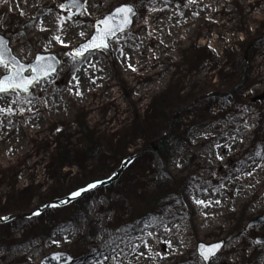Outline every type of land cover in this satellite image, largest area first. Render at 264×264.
<instances>
[{
    "label": "rangeland",
    "instance_id": "1",
    "mask_svg": "<svg viewBox=\"0 0 264 264\" xmlns=\"http://www.w3.org/2000/svg\"><path fill=\"white\" fill-rule=\"evenodd\" d=\"M66 1L21 0L25 15L14 4L0 3V32L21 61L55 54L63 63L31 94L0 95V106L14 110L0 113V218L31 213L61 190L50 144L59 139L75 151L81 139L79 130L64 133L66 128L85 125L97 138L130 129L135 141L129 153L140 163L118 183L68 207L0 225V264H40L62 252L74 264H135L128 259L148 247L152 258L143 264H155L165 254L164 242L176 238L186 240L184 251L156 264H205L200 243H223L211 264H264V245L258 243L264 224L247 230L264 217V0H81L82 15L68 19L62 33L61 17L75 11L60 9ZM125 3L138 17L112 43L111 54L98 51L73 61L65 55L70 49L54 40L60 35L76 48L92 36L95 22ZM5 74L0 65V77ZM208 90L224 97L193 106L194 96ZM136 115L142 124L133 127ZM166 126L171 135L178 133L180 144L169 141L164 166L150 144ZM104 150L99 146L88 155L86 172L63 169L66 185L103 167L113 176L121 165ZM174 185V193L168 192ZM152 195L158 205L147 212ZM219 204L222 209L210 213L209 206Z\"/></svg>",
    "mask_w": 264,
    "mask_h": 264
},
{
    "label": "snow or ice",
    "instance_id": "2",
    "mask_svg": "<svg viewBox=\"0 0 264 264\" xmlns=\"http://www.w3.org/2000/svg\"><path fill=\"white\" fill-rule=\"evenodd\" d=\"M198 0H189L190 4L197 3ZM0 3L4 5H15V9L20 12V15H25L24 8L21 7V0H0ZM23 3L26 5L27 0H23ZM73 6L76 7H83L79 0H71ZM60 9L63 11L68 10V5L60 4ZM206 7H211V5H207ZM137 10L133 7L130 3H125L123 6L118 7L115 9V13L109 15L107 18L100 20L97 25H95L96 33L95 35L87 40V42L81 44L78 48H71L70 44L67 43L64 39L61 38L60 35L54 37V40L58 42L63 48H69L70 50L65 53L68 57H70L73 61L79 59L81 61L87 59V55L90 54L92 51H107L111 47V40H119L118 33L127 31L132 23L133 17L136 15ZM199 15V13H196ZM71 17H61V23L59 24V30L63 33L64 31V24L67 22L68 19ZM211 19V17H209ZM43 24V22H40ZM0 25H3V20L0 19ZM41 31H47L46 28L41 27ZM81 36H84V32H80ZM211 47V45H208ZM46 50V49H45ZM11 50L8 48L7 41L4 39L3 36H0V65L4 72L7 74L0 79V95H8V94H16L18 92L30 93L31 89L34 87H39L41 80L48 79L52 77L56 73L55 68V56H44L41 55L38 57V60L35 65H32L27 68L24 64H22L19 60L16 59L15 56L8 57L5 55L6 52H10ZM121 55L124 54L123 49H119ZM215 51V49H213ZM126 60L129 61L127 63V67L130 68L132 71H136L137 69L130 63L131 57H126ZM31 71V76H26V71ZM75 80L76 85H79V79L77 77H73ZM74 95L82 96V92H77L74 89L72 90ZM12 103H16V101H12ZM30 103V101H28ZM0 113H4L6 115L14 114V110L11 107H2L0 106ZM246 128L250 126L246 125ZM217 147H220L217 145ZM219 158L223 160V156H220L217 153ZM260 167L264 168V164H261ZM248 175H252L251 172ZM104 181H96L88 184L85 187H81L76 191L70 193L69 199H65L63 204L67 205L70 203L71 200H75L81 198L84 193L96 189L99 185L103 184ZM194 202L198 205H202L207 207L208 202L205 200L197 199L193 197ZM45 208L47 207H59V205L51 204V205H44ZM41 212L39 209L33 212V216H40ZM3 220L7 221L8 217H3ZM167 231L171 232V229H167ZM149 236L152 233H148ZM147 246V241H142ZM53 243H59V241H53ZM169 247H171V241L165 242ZM137 248L139 245L136 246ZM222 245L220 243L216 244H201L199 246V253L202 260L205 264H210V262L214 261L217 254L221 250ZM148 251H152L151 247L147 248ZM145 253L141 252L140 255L143 256Z\"/></svg>",
    "mask_w": 264,
    "mask_h": 264
},
{
    "label": "trees",
    "instance_id": "3",
    "mask_svg": "<svg viewBox=\"0 0 264 264\" xmlns=\"http://www.w3.org/2000/svg\"><path fill=\"white\" fill-rule=\"evenodd\" d=\"M208 93H212L211 90L196 94L194 96V99ZM163 116L166 117L165 113ZM140 124H142L141 117L140 115H136V118L133 121L132 125L133 127H136L139 126ZM64 128H66V125H62L61 131H63ZM76 130H79V134L81 135L80 145L77 150L75 151L70 150L69 147L63 145V143H61V140L59 139L52 141L50 144V147L51 146L55 147L53 149L52 159L54 160L53 164L55 165L56 177H57V181L61 186V190L58 189L53 190L51 192L50 197L48 194L46 203H51L55 199L65 197L66 195H69L71 192L76 191L81 187H85L92 182H96L100 180L106 181L109 179L110 171L106 167H103L102 170L86 173L81 180L77 181V183L74 184L70 183L68 184V186L66 185V179L65 176L63 175V169H65L67 166L80 167L81 169H83L84 172H86L88 170L87 168L88 166L84 163V160L88 157V155L91 156L92 151H95L97 148H99V146L104 147L105 149L104 151L107 154V158L109 159L112 158V162H114L117 165H121L126 159L132 157L131 154L129 153V149H130L129 146L132 145L133 141H135V138L132 136L130 129L120 128L118 131H116L115 135L110 136L109 138H104V137L97 138L96 133L85 125H82L81 127H79V129H74L72 127L66 128L64 133H71L72 131H76ZM167 131H168V127L166 126L162 129V136H164L167 133ZM171 139L173 140L175 139L174 145L180 144V138L178 137V133L172 134ZM168 143L169 141H164L163 143H161L159 145L158 151L155 153L156 158L164 166L166 165L165 154L169 149ZM50 147L49 145L47 146V148ZM139 158L135 159L133 164L140 163ZM165 173H167L166 170ZM175 187L176 186L174 185L170 189H167V191L170 192L173 189H175ZM172 193H174V190L172 191ZM157 202H158V198L155 195H152L150 200L145 206V210L149 212V210L155 209L158 205Z\"/></svg>",
    "mask_w": 264,
    "mask_h": 264
},
{
    "label": "water",
    "instance_id": "4",
    "mask_svg": "<svg viewBox=\"0 0 264 264\" xmlns=\"http://www.w3.org/2000/svg\"><path fill=\"white\" fill-rule=\"evenodd\" d=\"M79 3L83 6L82 8H81V7L73 6L72 3H71V0H68V1L65 2V4L68 5V8H72V9L75 10V13L70 14L69 17L73 18V17H79V16L82 15L85 6H84V4H83V2H82L81 0H79ZM122 6H123V5H122ZM119 7H121V6H119ZM114 13H115V10L112 11L111 13L107 14L103 19L107 18L109 15H112V14H114ZM137 16H138V11L136 12V15L133 17V23H132L131 27H130L127 31H125V32L118 33V37H120L121 35H123V34H125V33L130 32V31L132 30V28L134 27L135 20H136ZM103 19H101V20H103ZM99 21H100V20H99ZM99 21H97V22L95 23V25H97V24L99 23ZM95 33H96V29H94V33H93V35H92L89 39H91V38L95 35ZM0 36H3V37H4V39L7 41L8 48L11 50L10 52H6L5 55L8 56V57L15 56L16 59L19 60L22 64H24L27 68L30 69V67H31L32 65H35L36 62H37V60H38V57L41 56V55H44V56H49V55H51V56H55V57H56V61H55L56 73H55V74H57V72H58L59 69L61 68V66H62V61H61L60 58L57 57L55 54H38L33 62H31V63H24V62H22V61H21V60H20V59L14 54V52H13V50H12V48H11V41H10V39L7 38L6 36L2 35L1 33H0ZM89 39H88V40H89ZM114 41H115V40H111V43H113ZM86 42H87V41H86ZM84 43H85V42H84ZM82 44H83V43H82ZM80 45H81V44H80ZM80 45H78L76 48H78ZM97 51H100V50H97ZM97 51H92V52H90V54H88L87 56H89V55H91V54H93V53H96ZM107 51H108L109 53H112L111 47H110ZM55 74H54V75H55ZM25 75H26V76H31L32 73H31V71L29 70V71H26V72H25ZM3 76H4V75H3ZM3 76H2L0 79H2ZM43 80H46V79H43ZM43 80H41V81H43ZM32 89H33V88H32ZM32 89H31L30 93L32 92ZM21 92H22V91H21ZM22 93H23V94H26V95H27V94H30V93H24V92H22ZM217 96H220V94H219V93H216V94H213V95L208 96V98H209V97H217ZM197 102H198V101H197ZM168 136H169V135H167V136L165 137V139H167ZM153 146H154V145H153ZM154 147H155V146H154ZM155 150H157V147H155ZM130 162H131V160L127 161V162L123 165V167H122V168H121V169H120V170L114 175V177H113L110 181L105 182V183L99 185V186H98L96 189H94V190H91V191H88V192L84 193V195H83L81 198H78V199H75V200H71L70 203H68L67 205H65V204H63V201H64L65 199H69L70 196H68V197L63 198V199L55 200V201H53L51 204L59 205V207H54V208L66 207V206H68V205L71 204V203L78 202V201L82 200V199H83L84 197H86L89 193H91V192H93V191H95V190H97V189H99V188H103V187H109V186H111L114 182H117V181L120 179V177L122 176V174L124 173L125 169L128 167V165H129ZM49 208H51V207L40 208L39 210H40V212H41V215H42L45 211H47ZM18 217H19V218H22V219H31V218H34V217H36V216H33V213H30V214H25V215H23V216H18ZM15 218H17V216H15V217H9L7 221H5V220H3V219H0V225H1V224H4V223H7V222H10V221H12V220L15 219ZM262 224H264V217H261V218H258V219H256V220L252 221V222L249 224V226L247 227V230H250V229H252V228H254V227H256V226H260V225H262ZM258 242H259V244H264V240H263V239L258 240ZM201 244H203V243H200V244L198 245V254H199V256H200V253H199V246H200ZM220 244L222 245V248H221V250H222L223 247H224V245H223V243H220ZM221 250L219 251V253L221 252ZM219 253L217 254V256L219 255ZM217 256H216V257H217ZM200 257H201V256H200ZM74 262H75V259H74L70 254H68V253H63V252H62V253H55V254H52V255H50V256L45 257V258L42 260V262H41L40 264H73ZM210 264H211V262H210Z\"/></svg>",
    "mask_w": 264,
    "mask_h": 264
},
{
    "label": "bare ground",
    "instance_id": "5",
    "mask_svg": "<svg viewBox=\"0 0 264 264\" xmlns=\"http://www.w3.org/2000/svg\"><path fill=\"white\" fill-rule=\"evenodd\" d=\"M262 202H264V196L262 198ZM222 207H223V205H220V204L219 205H213V207H211V208L209 206L208 210L210 211V213H212L213 210L222 209ZM209 225H214V224L212 222H210ZM151 237L152 236H150V238ZM165 242H164V245H166V247L164 248L165 254H163L160 258L156 259L155 264L159 263L160 261H165L171 257H176L177 252H183L185 249V246H186V240H184V239L176 238V240H174V243L171 244V247H169ZM141 252H143L145 254L143 256H141L140 255ZM149 258H152V256L149 254V251H146L144 248H141V249H139V251L134 256H132L131 258L128 259V262L129 263L134 262L135 264H143L144 260L145 259L149 260Z\"/></svg>",
    "mask_w": 264,
    "mask_h": 264
}]
</instances>
